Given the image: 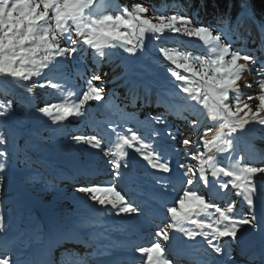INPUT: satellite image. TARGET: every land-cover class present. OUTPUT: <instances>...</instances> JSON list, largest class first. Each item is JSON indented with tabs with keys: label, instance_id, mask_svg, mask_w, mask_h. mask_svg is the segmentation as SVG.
I'll use <instances>...</instances> for the list:
<instances>
[{
	"label": "snow or ice",
	"instance_id": "6c2138e0",
	"mask_svg": "<svg viewBox=\"0 0 264 264\" xmlns=\"http://www.w3.org/2000/svg\"><path fill=\"white\" fill-rule=\"evenodd\" d=\"M147 12L148 8L141 4H135L131 9L127 6L121 8L113 0H0V77L11 78L17 84L20 81H30L33 77L45 81L26 87L28 93H32L34 87L56 89L63 98L61 102L45 103L38 111L49 117L53 124H57L69 118L84 116L90 101H102L106 95L104 80L97 70H90L92 75L88 78L81 76V79H85L86 89H78L76 92L69 89L65 93L63 89L69 80L64 71V61L68 58L74 60L77 54L91 49L93 64L98 69L112 55L109 51L111 49L119 48L129 54H136L145 46L148 34L159 38L166 32H171L197 38L207 47L206 56H193L175 49H159L164 59L174 65V68H168V72L175 81L181 82L178 87L186 95L182 98L183 104L171 102L169 98L178 95L174 91L158 94L157 102L163 103L167 112L182 119H187L183 116L184 112L197 114L196 105H200L206 112L207 119L218 125L215 130L206 128L205 137L210 135V138L203 139V151L197 145V151L191 156L196 164L180 165V168L185 169L183 175L187 177V184L194 185L203 181L207 185L209 178L206 169L210 170L212 177H230L226 183H220V188L227 189L231 185L249 207H253L254 194L257 192L254 177L264 174V167L253 166L242 159H236L234 163L231 161L236 151L237 134L253 124L264 128V60H258L244 49L234 50L230 43H222L221 34L225 31L223 29L214 34L210 27L194 25L186 14L150 17ZM258 63L260 68H256ZM253 70L260 77L255 80L258 92L249 95L245 101L241 99L243 88H251L252 83L245 81L241 85L240 81L245 71L251 73ZM96 81L100 82L99 86ZM19 86L25 87L23 84ZM81 91L82 95L79 94ZM253 100L257 101L254 107L251 104ZM9 107L10 103L0 102V116L6 115ZM152 119L160 124L165 123L159 115ZM190 123L194 130L201 125L199 120H192ZM128 131L130 135L119 133L115 147L104 152L117 170V177L121 175V161L128 156L125 149L134 148L135 144H139V147H135V152L151 168L169 173V163L160 162L159 154L151 150L152 145L145 143L136 131ZM169 135H172L171 132ZM172 138L175 139V136ZM73 139L77 142L83 141L96 149L101 148V140L95 135L75 136ZM6 143V138L0 136V145ZM183 143L188 145L190 141L184 139ZM212 149H216L218 154H226L229 165L221 166L212 156L206 158V154ZM5 156L6 152L0 151V158ZM123 166L128 167L127 163ZM5 169L6 162L0 161V172ZM79 191L90 194L91 200L101 206H111L117 215L137 212V208L127 202L115 186L93 185L81 187ZM186 200L193 202L191 207L184 206ZM175 203L178 207L167 208L170 222L156 232V236L161 237L162 241H171L172 232L182 233L189 241L203 237L212 253L224 256L223 264H256V257L244 247H240L235 255L231 248V244L240 243L239 233L243 231L242 226L259 230L260 223L255 215L237 217L234 215L235 202L221 208L206 201L197 191L188 189ZM4 220L5 217L0 213V233L5 230ZM96 223L97 220L86 219L77 227L88 229ZM185 224L190 226L185 227ZM97 235L88 233V238L94 239ZM224 238H230V242L222 243ZM53 239L55 246H62L65 242L91 246L88 240L72 230H57ZM126 247V243L112 242L83 255L72 249H65L61 257L63 264H97V256ZM135 250L146 255L144 264H173L166 257V249L160 240ZM54 251V247H49L40 264H57ZM260 261L264 264V252L261 253ZM0 264H10V254L0 253ZM11 264H16V261H11ZM32 264L36 262L33 261ZM110 264L131 262L125 256H117Z\"/></svg>",
	"mask_w": 264,
	"mask_h": 264
},
{
	"label": "trees",
	"instance_id": "16d2710c",
	"mask_svg": "<svg viewBox=\"0 0 264 264\" xmlns=\"http://www.w3.org/2000/svg\"><path fill=\"white\" fill-rule=\"evenodd\" d=\"M113 2L121 8L127 6L129 9L135 4H141L148 8L147 15L150 17L155 15L168 16L177 13L186 14L192 19L194 25L210 27L214 34L218 30H225L221 34L222 43H230L234 50L244 49L249 54L256 56L258 60H264V47H262L264 45V0H113ZM108 11H112V9H108ZM160 48L188 52L193 56L202 52L208 53L207 47L194 37H177L174 34H163L157 38L148 34L145 46L138 50L136 54H129L124 51L120 55L117 49L109 50L112 53V58L105 59L98 69L93 64L91 49L77 54L74 60L72 58L65 60L66 67L64 71L69 80L66 86L67 91L72 89L73 92H76L78 89H86L85 79H81V76L90 77L92 75L90 70H97L104 80L105 77L111 75L110 68L118 66L119 79L104 85L106 95L102 101H98V103L102 102L103 104L100 113L91 104L89 106L90 110H87L86 113L88 116L85 118L87 119H75L74 122L64 123L63 126L59 123L58 125L62 126L59 129L52 128L51 123H48L44 116L41 118L34 116L35 110L32 109H36V106L40 103V97L34 96V92L24 91V88L31 87L30 83L35 81L34 77L30 81L19 82L25 87H20L11 78L0 77V102L10 103L7 120L3 121V116H0V136L5 137L7 140L5 145H0V151L6 152V156L0 158V161L6 162V168H12L11 177L13 182L15 183L24 177L29 181L32 180V183L35 181L41 183L40 186L45 191L60 192L67 185L62 184L59 187L61 179L57 174L56 163L49 159V148L46 143L50 140H64L66 143H71L74 139H68L70 134L74 137L95 135L105 143L108 149L114 148L116 142L110 138L109 131L101 130L98 124L102 121L108 126L117 123L120 126L118 134L124 133L121 129H124L126 124L130 122L128 119L130 114L138 115L141 121L139 125L145 126L144 131L131 128L144 139L145 143H152L153 149L155 147L161 149L160 153L164 150L170 151L171 146H174L179 151L177 155L180 157L179 161L195 165V160L188 156L191 146L185 145L183 140L188 139L190 143L195 142L196 147L193 153L197 151V145H199V150L203 151L201 138H205L206 128L213 127L200 125L196 129L197 132L189 130L190 122L195 117V120L201 121L202 124L207 122V117L202 118V115L206 112L200 105H196L197 114L195 115L190 112L183 113V116L188 119L186 120L167 112L163 103L157 102L158 94L174 91L178 95L169 98L171 102L183 104L182 98L186 95L178 87L181 82L175 81V78L171 77L168 72V68H174V65L164 59L159 52ZM256 68H260L259 63ZM160 69L164 70L160 71ZM259 78L255 70L251 73H248V71L243 73V78L240 81L241 85L248 81L252 83V87L243 88L241 99L244 100L254 91L258 92L255 80ZM54 82L63 83V81ZM95 83L100 82L96 81ZM253 89L254 91H252ZM45 95L47 96V93ZM42 101L44 100L41 99V103H43ZM158 115L165 121L164 124L157 123L152 119V117ZM128 130L129 128L125 131V134H130ZM170 132L172 135H169ZM247 132L251 134L250 131ZM252 132L254 138L257 139L259 144L263 145V148L254 149L250 146L248 148L249 151L252 150L251 152H245V154L241 152L239 155L242 161L247 158V162L255 161L264 167V129H257ZM172 136H175L176 142L181 143L179 146L174 143V140L169 142L168 145L170 146H166L162 138L166 137L168 139ZM209 137L210 135L207 136V138ZM39 145L42 147L40 148ZM137 145L139 144H135V146ZM245 145L243 140L237 139L236 148L246 149ZM71 150L65 152L68 158L73 159L82 154L81 149L77 148L73 152ZM253 155L257 158H253ZM236 156L237 153L235 152L233 158ZM24 168L32 172L23 176L20 170H24ZM4 176V172H0V177L4 178ZM144 176L142 174L140 177L144 178ZM67 177H69L68 174ZM226 178L228 177L222 175L219 177L218 186H214L217 192L223 191L224 188H220V183L224 182ZM113 180V177L100 176L91 183L107 186ZM20 194H23V191H19V188L13 186L11 195H14V198L11 203L19 205L21 211L19 215L21 218H25L24 221H15L13 225L18 229L17 233L21 231L22 234L27 235L29 241L34 238L38 239L37 234H42L45 231L44 227L47 226L46 221L49 219V216L46 215L47 205L42 201L38 205L32 204L33 201L30 199L32 196L30 195L27 201L24 200V195H21L23 199L20 200ZM224 195L227 200L221 199L223 202L218 204V207L224 206L223 203L225 205L232 203L239 197L235 189L224 193ZM3 203L0 200V205H3ZM10 207V209L13 208V206ZM237 208L239 212L242 211V216L248 213L243 206ZM79 218L81 221L86 219V217ZM64 220L70 229H77V225L81 222L78 223L77 218L70 215ZM92 228H96V226H92Z\"/></svg>",
	"mask_w": 264,
	"mask_h": 264
},
{
	"label": "rangeland",
	"instance_id": "374dc122",
	"mask_svg": "<svg viewBox=\"0 0 264 264\" xmlns=\"http://www.w3.org/2000/svg\"><path fill=\"white\" fill-rule=\"evenodd\" d=\"M165 34L174 33L166 32ZM174 35L177 37H187L179 33ZM111 50L113 51V49ZM207 54L208 53L202 52L201 54H196L195 56H206ZM110 58H112V55ZM110 69L111 75L104 78V85L113 83L119 79V67L113 66ZM163 70L164 69H160V71ZM34 78L35 81H31L30 86L45 82L40 78ZM96 84L99 86L100 83ZM25 89L26 88H24V91L26 92ZM63 91L65 93L68 92L66 87ZM252 91H254V89ZM33 92L34 96H37V98L40 97V103H38L36 109H32L35 110L34 116L36 118L44 116L47 122L51 123L52 128L59 129L64 123L67 124L68 122H74L75 119L80 120L81 118L88 116L85 114L82 117L69 118L66 121L53 124L50 118L40 113L38 109L43 107L45 103H59L63 98L56 89L50 87H34ZM46 93L47 96L45 95ZM80 94L82 95V91ZM254 94H256V91L249 95ZM247 97L244 99L245 101L247 100ZM41 99L44 100L42 101L43 103H41ZM255 103H257V101H251L253 107L255 106ZM91 104L97 108L98 113L102 111V102L98 103V101H90L88 103L87 110H90L89 106ZM7 117L8 114L4 115L2 120H7ZM202 118L205 119L206 114L202 115ZM128 119L130 122L126 124V127L129 129L135 128L140 131L145 130V126L139 125L141 121L138 115L130 114ZM195 119L196 117L194 120ZM206 121L207 122L203 124L201 123V126H212L214 130L215 127L218 126L214 125L208 119ZM59 123L62 126H59ZM98 127L101 130L109 131L110 138L117 143V136L120 130V126L117 123L110 124L108 126L102 121L98 124ZM126 127L121 129L124 131V134L128 129ZM257 129L263 130L264 128L253 124L251 126H247L246 130H242L237 134V139H241L245 142L246 149H242L241 147L236 148L235 152L237 153V156L232 159L231 163H234L236 159H241L239 153L243 152L245 154V152H251L252 150L249 151L248 148L250 146V148L254 149L263 148V145L259 144L257 139H255L252 135V131H256ZM189 130L197 132L196 129H193L191 124L189 126ZM247 131H250L251 134ZM73 137L74 136L70 134L68 139L71 140ZM162 139L166 146H170L168 144L173 140L176 145L179 146L181 144L180 142H176L173 138L167 139L165 137ZM203 139L204 138H201L202 141ZM146 143L152 145V143ZM46 144L49 148V159L56 163V170H58L57 174L61 179L59 187H61L62 184L67 185L60 192L45 191L41 188V183L36 181L32 183V180L29 181L24 177L14 183L11 177L12 168L7 167L5 171H3L5 176L0 181V200L4 203L3 205H0V213H2L5 217V230L3 233H0V253H3L4 255L10 254V264L13 260L16 261V264H32L33 261H35L36 264H40V262L45 259V252L49 247L55 248L54 255L57 264H63L61 253L65 249H72L83 255L85 252H93L94 249L112 242L126 243L128 247L113 249L110 254L97 256V264H110V262L117 256L127 257L131 264H144L146 261V255L136 252L135 249L137 247H148L151 243H154L157 240H160L163 243L166 249L165 255L173 261V264H223L224 256L212 253L203 237H197L195 240L189 241L182 233L172 232L171 241L165 242L162 241L161 237L156 236V232L164 228L171 220V217L167 214V208L172 206L178 207L175 202L180 199V196L186 188H188V190L197 191L198 195L204 196L206 201L214 203L216 206L222 203L223 199L227 200L224 197V193L232 191L235 188H232V186L229 185V187L227 189H223L222 192H217L214 186H218L217 182L219 177H212L210 170L206 169V175L209 178V183L207 185H205L203 181H200L199 183L189 186L187 184V177L183 175L185 169L180 168L181 164L187 163L179 161L180 157L177 156L179 151L176 147L171 146L170 151L164 150L161 153L159 152L161 149H158V147L151 149L159 154L160 162L166 161L169 163V173H163L162 170L153 169L149 165L148 172L138 173L132 164V153H136L140 157L142 156L135 152V148H126L125 150L128 152V156L125 160L121 161V168L119 169L121 175L117 177V170L113 167L110 157L104 155V152L108 149V147L102 141L100 149L93 148L91 145L83 141L77 142L75 140L71 143H66L64 140H50ZM68 146H70L72 150ZM188 146H191V150L188 151V156L191 157L192 154H194L193 151H195L196 145L194 143H190ZM39 147L41 148L42 146L39 145ZM135 147H139V145ZM77 148L82 151L80 156L77 155V157L73 159L66 156V150L67 152L70 150L73 152ZM207 156L214 157L221 164V166H228L230 163L226 158V154H218L216 149L209 151L206 154V158ZM253 158L257 157L253 155ZM87 162L92 164L90 165ZM243 162L250 163L256 167H262V164L255 161L247 162V158H245ZM124 163H127V168L123 166ZM20 172L24 176L26 173L28 174L32 171L24 168V170H20ZM67 174L69 177H67ZM142 174L145 175L144 178L140 177ZM100 176L113 177L114 180L111 181L109 185L114 184L117 191H120L121 194L125 196V200L132 203L133 206L137 208V212L131 214L122 213L117 215L116 210L111 209V206H101L91 200L90 194L79 191V188L81 187L93 185L101 187L109 186L91 183L92 181L97 180ZM229 179L231 178H226L222 183H226ZM254 182L257 186V192L254 194V206L250 208L246 201H244L243 197L239 195V197L234 201V215L242 217V211L239 212L237 207L243 206L247 209V216L251 217L255 215L260 223L259 230H254L250 226H242L243 231L239 233L240 243L231 244V248L233 249V254L235 255L240 247H244L250 254L256 257V264H261L260 256L261 253L264 252V174H257L254 177ZM13 186L19 188V191H23V194H20V200L23 199L21 195L25 196V201H27L30 195L32 196V198H30L33 201L32 204L38 205L42 201L47 205L46 215L49 216V219L46 221L47 226L44 227L45 231H43L42 234H37L41 240L39 238H34L29 241L27 235L22 234L21 231L17 233L18 229L14 227V222L24 221L25 218L23 219L19 215L21 213L19 205L11 203L14 198V195H11ZM192 203L193 202L191 200H186L184 206L191 207ZM223 205L224 206L221 208L227 207L225 203H223ZM10 206H13V208L10 209ZM69 215L76 217L78 223L81 221L79 217H86V219H93L94 217V220H97L98 223L92 225L94 227L96 226V228H92L91 226L88 229H70L69 225L64 222V219L68 218ZM184 226L189 227L190 225L185 224ZM61 229L72 230L79 233L84 239L88 240V244L91 246L88 247L83 243L76 242H65L62 246H55L53 238L57 230ZM88 233H97L98 235L94 239H89ZM229 242L230 238H224L222 240V243ZM237 259H239V257H237Z\"/></svg>",
	"mask_w": 264,
	"mask_h": 264
},
{
	"label": "water",
	"instance_id": "95a60500",
	"mask_svg": "<svg viewBox=\"0 0 264 264\" xmlns=\"http://www.w3.org/2000/svg\"><path fill=\"white\" fill-rule=\"evenodd\" d=\"M117 51L119 52V54H123L124 50L123 49H119L117 48ZM133 157H132V164L133 166L136 168L138 173H146L149 170V166L147 164V162L145 160H143L142 157H140L138 154L136 153H132Z\"/></svg>",
	"mask_w": 264,
	"mask_h": 264
},
{
	"label": "bare ground",
	"instance_id": "6f19581e",
	"mask_svg": "<svg viewBox=\"0 0 264 264\" xmlns=\"http://www.w3.org/2000/svg\"><path fill=\"white\" fill-rule=\"evenodd\" d=\"M106 261V260H105Z\"/></svg>",
	"mask_w": 264,
	"mask_h": 264
}]
</instances>
